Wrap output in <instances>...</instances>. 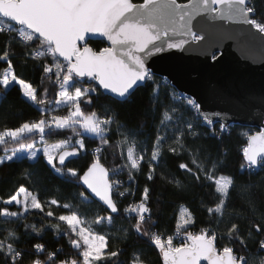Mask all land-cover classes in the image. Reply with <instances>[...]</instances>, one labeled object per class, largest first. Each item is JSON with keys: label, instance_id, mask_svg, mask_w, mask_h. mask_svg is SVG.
<instances>
[{"label": "snow or ice", "instance_id": "obj_1", "mask_svg": "<svg viewBox=\"0 0 264 264\" xmlns=\"http://www.w3.org/2000/svg\"><path fill=\"white\" fill-rule=\"evenodd\" d=\"M256 12L252 0H187V3H178V0H143L142 3L133 0H0V35L5 36L0 51V64L3 65L0 98L6 97L7 91L18 85L22 96L38 106L42 117L0 130V145L4 146L0 165L6 161L24 160L34 165L42 153L47 165L59 178L86 190L79 192L81 204L91 205L98 200L104 211L110 210L108 217L97 215L89 222L77 210H72L70 203L63 204L69 213L60 214L56 219L67 224L68 229L63 235L76 250L63 259L58 258L62 249L48 251L41 259L35 254L44 253L46 248L44 244L36 243L32 245L35 254L25 262L18 231L11 227L0 229L4 233L0 236V264H149L136 250L128 260H120L123 249H110L106 236L99 234L93 225L103 226L106 220L110 224L111 214H119L116 196L135 195L131 188L120 191L124 184L119 179L122 174L127 172L128 181L134 182L135 174L141 171L142 164L147 163V179H154L166 144L167 151L173 155L187 153L190 157L193 167L180 163V169L198 183L203 177L214 185L216 203L207 211L215 219V225L189 231L190 227H195L194 218L183 209L175 224L174 235L165 239L153 230L157 221L151 213L150 189L145 186L139 201L124 210L129 219H135L131 230H125V240L131 238L132 233L145 238L158 250L162 264H264V256H260L264 251V238H259L256 253L249 248V241L264 237V207L252 192L251 181L253 175L264 171V126L254 134L245 133L247 145L242 153L246 165H241V178L218 175L224 160L213 155L211 146L198 141L221 139L231 125L222 113L203 111L198 98L177 92L165 74L153 68L154 58L166 51H186L189 39L193 42L202 39L192 31L196 17L230 21L264 34V15L257 17ZM98 38L105 39L109 46L99 50L90 47L89 42ZM13 44L21 49L19 59L22 66L31 61L34 68L42 69V80L46 77L51 84L58 86L55 107H39L44 101L38 99L37 87L15 72L13 57L17 53ZM213 59H216L215 55ZM101 89L103 95L121 105L132 104L135 94L144 90L149 96L148 111L155 116L160 109L164 110L147 160L146 148L137 151L139 133L119 121L118 111L109 106L101 116L97 111L84 110L91 107L94 95L100 94ZM48 91L45 87V96ZM207 91L212 96H219L223 90L216 84ZM61 107H67V115L53 114ZM214 118L222 120L219 131L215 128ZM113 125L121 137L115 147L120 149L122 163L108 169L101 163V156L113 147ZM65 130H71L75 136L99 141L92 150L91 162L85 167H69L81 153L88 152L83 138L76 139L74 144L70 140L48 142V137L54 138ZM37 137L42 148L36 147ZM9 143L14 146L8 148ZM112 155L115 159L116 153ZM22 175L29 178L32 172L25 169ZM167 182L175 184L178 189L182 187L179 180L169 179ZM260 183L264 184V180ZM21 195L23 199L18 198ZM235 201L242 202L244 209L238 211L233 207L229 211ZM2 203H15L19 207L18 211L0 208L2 223L7 224L24 219L30 209H38L47 217H53V210L49 207L45 212V206L46 203L57 205L58 201L42 202L21 185ZM226 215L228 222L220 231ZM241 221L244 222L243 231ZM24 227L31 228L38 235L41 232L35 224H25ZM54 228L58 230L59 225ZM177 240L179 243L175 242ZM221 242H224L222 247Z\"/></svg>", "mask_w": 264, "mask_h": 264}, {"label": "trees", "instance_id": "obj_2", "mask_svg": "<svg viewBox=\"0 0 264 264\" xmlns=\"http://www.w3.org/2000/svg\"><path fill=\"white\" fill-rule=\"evenodd\" d=\"M133 1L136 2L140 0ZM252 4L257 10V17L264 15V0H252ZM4 26L6 27L7 25L5 24ZM4 44L5 36L0 35V51H2ZM89 45L95 50H99L101 47L105 46V42L102 39H96L90 41ZM13 47L17 53L16 56L13 57L15 72L21 78L37 87L39 93L38 98L41 99L43 96L46 99L47 107H53L58 86L51 84L46 77L42 80V69L34 68L31 61H29L27 66H22L19 59L21 49L15 44H13ZM2 68L3 65L0 64V71H2ZM161 78L163 79V77ZM54 79L53 77V80ZM45 87L49 89L46 96L44 94ZM99 91L100 94L94 95L91 107L84 108V110L86 112L97 111L101 116L104 115L105 109L109 106L118 111L119 121L126 123L127 128L136 129L139 133L136 137L139 142L137 151L142 152L146 148L147 160L151 155L152 143L155 140L156 126L163 118L164 110L160 109L157 114L153 116L148 111V92L144 90L138 91L135 94L132 104L123 105L115 104L108 96L103 95L101 90ZM0 93H3L2 86H0ZM109 114H111V112H109ZM39 118H41V113L38 107L22 96L18 85L11 87L7 91L6 97L0 98V130H3L5 127L15 128L23 122H31ZM200 123L203 124L202 121H200ZM229 125H231V127L222 134L221 139H206L202 142L198 141V143L211 146L213 155L224 160L223 166L217 173L218 175H232L240 179L239 173L241 165H246L242 153L247 139L245 133L251 134L257 129L236 123ZM215 128L219 131L220 124L215 123ZM201 130L204 129L202 128ZM112 134L115 136V138L111 139L113 147L109 148L107 152L101 156V162L108 169L122 163L119 157L120 149L115 147L116 141L121 139L116 133L115 125L112 126ZM77 137L78 136H75L71 130H65L54 138L48 137L47 139L50 141L58 139L73 141ZM12 146H14L12 143L7 145L8 148ZM3 149L4 146L0 145V156L4 154ZM114 152L116 153L115 159L112 155ZM124 152L126 157V146L124 147ZM221 153H224V155H221ZM91 159L92 155L88 152L86 154L81 153L79 158L75 159L74 163L70 164L69 167L83 168L87 163L91 162ZM180 163H187L190 167H193L187 153L175 156L167 151L166 144L163 155L156 167L154 179L152 181L147 179L148 166L147 163L142 164L141 171L135 174L134 182L128 181V183L125 184L127 188L134 190L135 195H129L126 198L116 196L119 214H111L113 219L110 224L106 220L103 226L93 225L94 229L99 234L106 236L110 249H123V254L119 257L120 260H128L131 253L136 250L141 252L143 258L149 261V264H162V260L159 259L158 250H156L145 238H138L135 233H132L131 238L125 240V230H131V225L135 223V219L128 218L121 208L122 204L124 200L129 197H131V201H139L145 186L150 189V208L153 219L157 221V227L154 229L157 232H163L165 234L175 232V224L179 218L181 207L191 213L194 218L195 227H190L189 231H199L201 228L215 225V219L210 217L207 211L208 207L216 203L214 185L210 181L203 180V177H201V182L198 183L190 174L179 168ZM25 169H29L32 172L29 178H25L22 175ZM121 176L124 178L128 177L127 172ZM162 176L164 179L161 178ZM244 178H247V176ZM169 179L179 180L182 187L178 189L175 184L168 183L167 181ZM261 180H264V171H260L251 177L253 184L252 192L256 194L261 207H264V184L260 183ZM21 185L36 194L42 202H50L51 199H56L58 201L57 205L46 203L45 206V212L49 207L53 210V217H47L38 209L37 211H29L25 218L20 221H11L7 224L2 223L3 218L0 217V229L11 227L18 231L20 235L19 247L25 251V262H27L30 255L35 254L32 245L36 243H42L46 248L44 253L35 254L39 255L41 259L46 257L48 251H55L56 249H62V252L58 253L59 259H63L65 256L72 255L76 252L68 243V237L63 235L64 231L68 229L67 224L56 219L60 214L69 212L68 209L62 207L64 203H70L72 205V210H77L80 215L89 222L94 220L97 215L104 217L110 215L109 211H104L101 204L97 201L91 205L81 204L79 192L85 191V189L78 187L75 183H66L59 178L58 175L51 170L50 166L47 165L46 161L43 159L42 153L40 154L39 161L34 165L30 164L27 160L23 162L6 161L4 165H0V208L7 207L10 211H15L17 209L13 204L4 205L2 200L15 194ZM233 207L239 211L243 210L245 206L242 202L235 201L230 205L229 211H231ZM227 222L228 216L226 215L225 223L220 225V231L225 229ZM25 224H35L38 229H41L40 234L38 235L36 232H33L31 228L25 229ZM55 225H59L58 230L54 228ZM243 229L244 222L241 221V230L243 231ZM3 235V231H0V236ZM259 238L264 237H258L255 242L249 241V248L253 253H256L258 250ZM223 243L224 242H221V247ZM260 256H264V251L260 252Z\"/></svg>", "mask_w": 264, "mask_h": 264}, {"label": "water", "instance_id": "obj_3", "mask_svg": "<svg viewBox=\"0 0 264 264\" xmlns=\"http://www.w3.org/2000/svg\"><path fill=\"white\" fill-rule=\"evenodd\" d=\"M192 31L202 39H189L186 51H166L154 58L153 68L165 74L178 92L198 98L203 111L220 112L228 124L250 126L257 129L251 134L258 132L264 126V34L250 26L206 16L193 20ZM98 39L105 42L103 47L109 46L105 39ZM216 84L223 91L212 96L207 89ZM214 119L215 123L222 122L220 118Z\"/></svg>", "mask_w": 264, "mask_h": 264}, {"label": "rangeland", "instance_id": "obj_4", "mask_svg": "<svg viewBox=\"0 0 264 264\" xmlns=\"http://www.w3.org/2000/svg\"><path fill=\"white\" fill-rule=\"evenodd\" d=\"M58 90H59V89H57V91H58ZM38 99H40V98H38ZM40 100H43L44 103H43V104H40L39 107H47L46 99H45L43 96H42V98H41ZM36 106H37V105H36ZM37 107H38V106H37ZM53 107H55V101H54ZM67 111H68L67 107H61V108H59V109H56V111H55L53 114L67 115ZM60 113H61V114H60ZM41 118H42V117H41ZM39 119H40V118H39ZM81 138H83V139L85 140V143H86V146H87V149H88V153H89V154H92V150L96 147V145L99 143V141L89 139L87 136H83V137L78 136L76 139H81ZM113 138H115V136H114V134L111 133V139H113ZM36 139H37L36 147H37V148H42L43 145L40 144V143L38 142V137H37ZM76 139H75V140H76ZM60 140H64V139H58V140H52V141L48 140V142H49V143H55V142H59ZM75 140H73V141L70 140V143L74 144V143H75ZM12 147H13V146H12ZM77 147H78V146H77ZM3 155H4V154H3ZM3 155H1V156H3ZM18 198L23 199V196L21 195V196L18 197ZM50 201H51V200H50ZM13 205H14L15 207H17V209H16L15 211H18V210H19V207H18L17 205H15V203H13ZM183 209H184V208H182V207L180 208V211H179V218H180V216H181V212H182ZM30 211H37V209H30ZM68 213H69V212H66V213H64V214H68Z\"/></svg>", "mask_w": 264, "mask_h": 264}, {"label": "built area", "instance_id": "obj_5", "mask_svg": "<svg viewBox=\"0 0 264 264\" xmlns=\"http://www.w3.org/2000/svg\"><path fill=\"white\" fill-rule=\"evenodd\" d=\"M185 95V94H184ZM187 96V95H186ZM253 133V132H252ZM98 146V145H97ZM119 179H121L123 182H124V184H123V187L120 189V191H123L124 190V188H127L126 187V185L125 184H127L128 183V177H126V178H124L123 176H120L119 177ZM131 196V194H126L124 197L126 198V197H128V196ZM124 197H120V198H124ZM136 202H138V201H136ZM136 202H134V201H131V197H129V198H127L126 200H124V202H123V204H122V210H123V212L125 213V208H127L130 204H134V203H136ZM154 230V229H153ZM154 231H156V230H154ZM159 233H161L162 235H163V237L166 239L169 235H174V232L173 233H170V234H165V233H163V232H159ZM176 243H179V240H177V241H175ZM42 244V243H41Z\"/></svg>", "mask_w": 264, "mask_h": 264}]
</instances>
